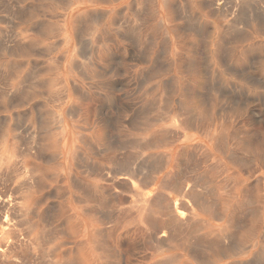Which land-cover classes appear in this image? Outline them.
I'll use <instances>...</instances> for the list:
<instances>
[{"label":"rangeland","instance_id":"1","mask_svg":"<svg viewBox=\"0 0 264 264\" xmlns=\"http://www.w3.org/2000/svg\"><path fill=\"white\" fill-rule=\"evenodd\" d=\"M212 1L150 0L152 3L150 5L149 0H21L22 3L20 0H0V51H3L0 52V79L7 82L0 80V83H5L0 84L2 88L0 90V193L2 192L0 196V251L3 252H0V264H5L7 260L6 264H16V261H18L17 264H21L19 261L22 264L53 263L49 261H55L56 264H128L129 259L132 261L129 264H264V0H250L254 1L250 4L249 0ZM136 5L137 8H135ZM205 5L206 8H204ZM140 6L144 9L146 7V13L140 9ZM136 10L138 12L140 10L142 15ZM67 16H69L68 21H66ZM94 16L99 21L95 20ZM93 19L94 22H92ZM125 22L127 25L123 24ZM188 29L191 31H187ZM128 32L132 34L133 39ZM144 42L146 44H143ZM80 45H83V48ZM107 47H110L111 51L113 48L111 55H108ZM8 49L11 50L9 53ZM132 57H134L133 60ZM185 65L190 68L186 69ZM150 71H154V74ZM2 75L4 76L1 77ZM137 75L143 78L139 79ZM161 107H164L166 111ZM158 108L167 117L165 115L163 117ZM137 109H140L143 114ZM184 111L187 113L185 114ZM188 111L192 112L188 113ZM177 114L184 116L182 119L185 123L189 118L188 124L181 123L183 122L180 118L182 116ZM189 114L196 118L192 119L191 115L190 118ZM147 116L149 119H155L156 122L150 119L149 123ZM158 116L161 117L160 120L157 119ZM130 117L134 119L131 120ZM179 118L178 123L175 120ZM146 122L151 124V127ZM173 122L178 125L174 126ZM179 125H181L180 128ZM132 126L135 129L139 127L141 131L138 129L136 131ZM174 129L180 132L178 141L168 137V141H164V146L162 142L157 144L155 149L154 146L152 147L153 139L164 134L161 131L172 133ZM170 130L172 132H169ZM184 137H186L185 142ZM188 137H190L189 141ZM140 139H144V142L146 140L148 147H145L146 143L143 145ZM131 140H134L135 144ZM122 142H125L124 147H121ZM136 145L143 149L140 150V147L135 149ZM196 146L199 151L195 149ZM94 148L100 150L99 153ZM119 153L122 155L120 156ZM149 154L150 157L152 155L154 157L152 156L151 159ZM165 155L170 163L166 169L161 171L158 183H165L169 176L182 179L183 186L190 191H196L201 197L202 206L204 202L205 204L203 209L199 201L194 202V207H200L194 210L195 220L192 221V223L196 222L192 224L193 228L195 226L194 229L189 228L188 230L187 228L179 231L177 245L160 248L153 243L154 240L150 237L149 230L137 231L141 224L137 211L140 207L139 202H141L139 197L126 193L127 191L121 189L120 186L113 185L112 188L114 187L115 190H112L110 185L100 180L98 171L113 170L115 169L112 166L114 160L128 158L129 162L132 161L135 166L137 165L135 167L130 162L133 168L140 170L142 167L141 170L149 174L156 170V160H163ZM192 155L197 156L193 158ZM140 158L143 160L141 161ZM242 162H245L243 163L245 165L241 164ZM249 163L253 166L250 164L248 168ZM197 164L198 166L194 167ZM13 172L17 173L13 174ZM202 176L205 182H202ZM206 182L209 184L207 185ZM106 186L107 189H105ZM195 186L196 189H194ZM141 189H144L143 186ZM100 190L105 192L106 199L97 192ZM208 190L211 192L207 193ZM168 194H171V191H168ZM107 196H111L112 199ZM172 196V200L181 197L175 193ZM74 199L76 202L73 201ZM134 200L137 201V205ZM18 203L23 204L20 205L23 206L20 211L16 210ZM119 205L127 208L124 209ZM114 206H117V209ZM133 210H135L134 215ZM6 211L10 219L14 218L13 221L6 216ZM13 211L16 214H12ZM118 211L121 213L119 214ZM208 211H210L209 214ZM18 212L22 215L20 216ZM98 213H104V215ZM15 215L20 218L14 217ZM117 216H121L118 217L122 218L121 222L118 218L115 219ZM124 217L128 219L125 220ZM108 218L110 220L113 218L114 221ZM26 221L30 223L26 224ZM8 224L11 225L6 226ZM14 224L18 225L17 227L20 226L19 229ZM196 225L199 228H196ZM27 228H29V233L27 230L23 231ZM52 229L54 230L51 231ZM145 233L150 236L147 235V237ZM182 233L184 236L190 235L185 237V240L183 236H179ZM197 233L200 235L197 236ZM106 237V240L103 239ZM183 238L186 242L182 240ZM221 238L226 239L222 241ZM101 239L105 242L102 243ZM26 240L27 243H24ZM50 240L53 243H50ZM16 242H19L20 246ZM151 242L153 245L150 244ZM35 243L36 247H34ZM43 247L46 253L41 250ZM96 247L97 251H95ZM163 248H165L164 251ZM40 250L45 255L40 253ZM37 254L42 255V258ZM25 255L29 260L23 259Z\"/></svg>","mask_w":264,"mask_h":264},{"label":"bare ground","instance_id":"2","mask_svg":"<svg viewBox=\"0 0 264 264\" xmlns=\"http://www.w3.org/2000/svg\"><path fill=\"white\" fill-rule=\"evenodd\" d=\"M50 1V0H49ZM64 1H66V0H64ZM210 1V0H209ZM212 1V0H211ZM214 1H216V0H214ZM252 1V0H251ZM250 0H249V4H250V2H251ZM10 2V1H9ZM20 2H21V0H20ZM53 2V1H52ZM149 2H150V0H149ZM200 2V1H199ZM213 2V1H212ZM254 2V1H253ZM253 2H251V3H253ZM13 3V2H12ZM22 3V2H21ZM61 3V2H60ZM65 3V2H64ZM145 3V2H144ZM147 3V2H146ZM179 3V2H178ZM177 3V4H178ZM216 3V2H215ZM246 3H247V1H246ZM9 4V3H8ZM143 4V3H142ZM152 3L150 2V5H151ZM212 4V3H211ZM260 4V3H259ZM144 5V4H143ZM142 5V6H143ZM146 5V4H145ZM144 5V6H145ZM208 5V4H207ZM221 5H223V4H221ZM13 6V5H12ZM17 6H18V4H17ZM65 6V5H64ZM147 6V5H146ZM211 6V5H210ZM216 6V5H215ZM218 6H219V4H218ZM10 7V6H9ZM8 7V9H10ZM16 7V6H15ZM19 7V6H18ZM38 7V6H37ZM65 7H67V6H65ZM173 7V6H172ZM179 7V6H178ZM220 7V6H219ZM218 7V8H219ZM254 7V6H253ZM252 7V8H253ZM14 8V7H13ZM31 7H29V9H30ZM35 8V7H34ZM44 8V7H43ZM135 8H137V5H136V7ZM162 8V7H161ZM204 8H206V5L204 6ZM210 8V7H209ZM224 8V7H223ZM18 9V8H17ZM36 9V8H35ZM40 9V8H39ZM38 9V10H39ZM53 9V8H52ZM61 9V8H60ZM134 9V8H133ZM140 9H143V11H144V13H146L145 12V9H146V7H145V9H144V7L143 8H141V6H140ZM214 9H216V8H214ZM2 10V9H1ZM5 10V9H4ZM12 10V9H11ZM20 10V9H19ZM177 10H179V9H177ZM176 10V11H177ZM258 10V9H257ZM3 11V10H2ZM1 11V12H2ZM6 11V10H5ZM16 11V10H15ZM25 11V10H24ZM125 11V10H124ZM134 11H135V9L132 11L133 13H134ZM218 11V10H217ZM220 11V10H219ZM131 12V13H132ZM136 12H138V10H136ZM140 12V13H139ZM139 14H141V11L139 10ZM223 12V11H222ZM25 13H26V11H25ZM152 13H153V11H152ZM155 13H156V11H155ZM182 13V12H181ZM217 13V12H216ZM254 13V12H253ZM256 13V12H255ZM254 13V14H255ZM137 14V13H136ZM176 14V13H175ZM223 14V13H222ZM122 15V14H121ZM142 15V14H141ZM140 15V16H141ZM152 15V14H151ZM177 15V14H176ZM183 15V14H182ZM70 16V15H69ZM69 16H67L66 17V21H68V18H69ZM99 16H100V14H99ZM227 16V15H226ZM49 17V16H48ZM53 17H56V16H53ZM63 17V16H62ZM98 17V16H97ZM102 18H103V15L101 16ZM121 17V16H120ZM134 17V16H133ZM136 17V16H135ZM139 17V16H138ZM178 17H180V16H178ZM222 17V16H221ZM233 17V16H232ZM52 18V17H51ZM94 18H95V16H94ZM98 18H100V17H98ZM137 18V17H136ZM154 18V17H153ZM177 18V17H176ZM225 18V17H224ZM236 18V17H235ZM48 19V18H47ZM97 18H95V20H96ZM101 19V18H100ZM120 19V18H119ZM118 19V20H119ZM232 19V18H231ZM91 20V19H90ZM98 21H99V19H97ZM122 20V19H121ZM177 20H178V18H177ZM225 20H227V19H225ZM236 20V19H235ZM88 21V20H87ZM128 21V20H127ZM131 22H132V20H130ZM158 21V20H157ZM180 21V20H179ZM233 21H234V19H233ZM91 22V21H90ZM92 22H94V19H93V21ZM96 22V21H95ZM129 22V21H128ZM131 22H130V24H131ZM138 22H140V21H138ZM137 22V23H138ZM145 21H143V23H144ZM151 22V21H150ZM136 23V24H137ZM65 24L66 25H69L68 24V22H65ZM93 24V23H92ZM95 24V23H94ZM123 24H126V22L125 23H123ZM122 24V25H123ZM129 24V25H130ZM138 24H140V23H138ZM160 24V23H159ZM158 24V25H159ZM253 24V23H252ZM258 24V23H257ZM127 25V24H126ZM132 25V24H131ZM133 25H134V23H133ZM254 25V24H253ZM256 25V24H255ZM262 25V24H261ZM66 27H68V26H66ZM83 27V26H82ZM81 27V28H82ZM92 28V27H91ZM106 28V27H105ZM160 28V27H159ZM67 29V28H66ZM85 29V28H84ZM87 29V28H86ZM89 29V28H88ZM93 29V28H92ZM155 29V28H154ZM157 29H158V27H157ZM179 29V28H178ZM83 30V29H82ZM90 30V29H89ZM104 30H106V29H104ZM133 30V29H132ZM159 30H161V28L159 29ZM194 29H192V31H193ZM86 31V30H85ZM111 31H112V29H111ZM129 31V30H128ZM156 31V30H155ZM187 31H191L190 29H188ZM55 32V31H54ZM78 32H79V30H78ZM133 32H136V31H133ZM166 32V31H165ZM195 32V31H194ZM84 33V30H83V32H82V34ZM106 33V32H105ZM104 33V34H105ZM128 33H130V32H128ZM137 33V32H136ZM135 33V34H136ZM140 33V32H139ZM139 33H137V34H139ZM3 34V33H2ZM81 33L79 32V35H80ZM107 34H108V32H107ZM131 34V33H130ZM136 34V35H137ZM163 34H164V32H163ZM167 34V33H166ZM78 35V34H77ZM106 35V34H105ZM126 35V34H125ZM85 36H86V34H85ZM90 36H91V33H90ZM107 36V35H106ZM135 36V35H134ZM138 36H140V35H138ZM166 36H168V35H166ZM178 36V35H177ZM197 36V35H196ZM1 37V36H0ZM100 37V36H99ZM127 37H128V34H127ZM136 37V36H135ZM149 37V36H148ZM157 37V36H156ZM187 37V36H186ZM225 37V36H224ZM223 37V38H224ZM242 37V36H241ZM240 37V38H241ZM108 38V37H107ZM119 38V37H118ZM131 38H132V34H131ZM134 38V37H133ZM132 38V39H133ZM137 38V37H136ZM135 38V39H136ZM146 38V37H145ZM177 38V37H176ZM221 38V37H220ZM239 38V37H238ZM245 37H243V39H244ZM247 38V37H246ZM83 39V38H82ZM104 39V38H103ZM131 39V40H132ZM143 39V38H142ZM158 39V38H157ZM227 39V38H226ZM249 39V38H248ZM84 40V39H83ZM109 40H111V39H109ZM126 40H128V39H126ZM130 40V41H131ZM196 40V39H195ZM225 40V39H224ZM241 40V39H240ZM79 41V40H78ZM90 41V40H89ZM89 41H87V43H89ZM107 42H108V40H106ZM136 41V40H135ZM143 41V40H142ZM145 41V40H144ZM236 41V40H235ZM238 41V40H237ZM18 43H19V41H17ZM16 42V43H17ZM22 42V41H21ZM83 42H85V41H83ZM110 42V41H109ZM115 42V41H114ZM114 42H112V43H114ZM117 42V41H116ZM200 42V41H199ZM240 42V41H239ZM79 43V42H78ZM86 43V44H87ZM99 43V42H98ZM111 43V42H110ZM197 43V42H196ZM225 43H227V42H225ZM224 43V44H225ZM85 44V45H86ZM99 44H101V43H99ZM115 44V43H114ZM119 44V43H118ZM132 44V43H131ZM139 44V43H138ZM142 44V43H141ZM143 44H146L145 42L143 43ZM166 44V43H165ZM200 44H201V42H200ZM223 44V45H224ZM24 44H22V46H23ZM33 45V44H32ZM36 45V44H35ZM78 45V44H77ZM89 45V44H88ZM167 45H168V43H167ZM192 45V44H191ZM190 45V46H191ZM217 45V44H216ZM241 45V44H240ZM256 45V44H255ZM53 46V45H52ZM81 46V45H80ZM83 46V45H82ZM81 46V47H82ZM129 46V45H128ZM132 46V45H131ZM141 46V45H140ZM170 46V45H169ZM25 47H26V44H25ZM30 47H31V45H30ZM33 47H34V45H33ZM86 47H88V46H86ZM147 47V46H146ZM216 47V46H215ZM224 47V46H223ZM6 48V47H5ZM83 48V47H82ZM81 48V50H83ZM84 48H85V46H84ZM95 48V47H94ZM108 49H106V51H107V53H108V55H111V52H113V48H112V51H111V48L110 47H107ZM130 48V47H129ZM200 48V47H199ZM4 48H2V50H3ZM11 49V48H10ZM10 49H8V53H9V50ZM20 49H22V48H20ZM19 49V50H20ZM50 49V48H49ZM78 49V48H77ZM86 49V48H85ZM104 49H105V47H104ZM133 49H135V48H133ZM139 49V48H138ZM143 49V48H142ZM168 49V48H167ZM221 49V48H220ZM232 49V48H231ZM250 49V48H249ZM18 50V49H17ZM80 50V51H81ZM170 50V49H169ZM224 50H226V48L224 49ZM235 50V49H234ZM11 51V50H10ZM52 51V50H51ZM148 51V50H147ZM256 51V50H255ZM0 52H3V51H0ZM82 52V51H81ZM139 52V51H138ZM144 52V54H145V51H143ZM223 52V51H222ZM222 52H220L221 54H222ZM228 52V51H227ZM14 53H15V51H14ZM78 53H79V51H78ZM232 53V52H231ZM77 54V53H76ZM132 54V53H131ZM134 54V53H133ZM143 54V53H142ZM224 54L226 55V53L224 52ZM229 54V53H228ZM233 54V53H232ZM85 55V54H84ZM137 55V54H136ZM138 55H139V53H138ZM183 55V54H182ZM200 55V54H199ZM225 55H223V56H225ZM239 55V54H238ZM86 56V55H85ZM127 56V55H126ZM132 56V55H131ZM144 56V55H143ZM227 56V55H226ZM88 57V56H87ZM221 57V56H220ZM81 58H84V57H81ZM80 58V59H81ZM130 58V57H129ZM133 58L134 57H132L131 59L133 60ZM137 58V57H136ZM176 58V57H175ZM219 58V57H218ZM85 59V58H84ZM88 59V58H87ZM54 60V59H53ZM86 60V59H85ZM143 60H144V58H143ZM142 60V62H144ZM191 60V59H190ZM189 60V61H190ZM232 60V59H231ZM51 61H52V59H51ZM55 61H57V59L55 60ZM119 61V60H118ZM192 61V60H191ZM219 61V60H218ZM74 62V61H73ZM84 62V61H83ZM82 62V63H83ZM87 62V61H86ZM89 62V61H88ZM125 62V61H124ZM141 62V63H142ZM146 62V61H145ZM144 62V63H145ZM154 62H155V60H154ZM173 62V61H172ZM90 63V62H89ZM118 63V62H117ZM126 63H127V61H126ZM143 63V64H144ZM194 63V62H193ZM193 63H192V66H193ZM74 64H75V62H74ZM87 64V63H86ZM156 64V62L154 63V65ZM201 64V63H200ZM76 65V64H75ZM120 65V64H119ZM188 65H190V64H188ZM196 65V64H195ZM91 66H93L92 65V63H91ZM191 66V65H190ZM190 66L188 67V66H186L185 65V67H186V69H187V67L188 68H190ZM201 66H204V65H201ZM78 67V66H77ZM94 67V66H93ZM129 67V66H128ZM132 66H130L129 68H131ZM136 67H137V65H136ZM156 67H159V66H156ZM79 68V67H78ZM82 68V67H81ZM116 68V67H115ZM134 68V67H133ZM132 68V69H133ZM193 67H191V69H192ZM161 69H162V66H161ZM161 69H159V70H161ZM190 69V71H192ZM194 69V68H193ZM16 70V69H15ZM52 70V69H51ZM163 70H164V68H163ZM189 70V69H188ZM203 70H205V69H203ZM0 71H1V68H0ZM141 72V71H140ZM154 72V71H153ZM152 71H150V73L152 74L153 73ZM157 72V71H156ZM165 72V71H164ZM172 72V71H171ZM185 72V71H184ZM85 73V72H84ZM149 73V74H150ZM158 73V72H157ZM160 73V72H159ZM2 74V73H1ZM154 74V73H153ZM203 74H206V73H203ZM5 75V74H4ZM4 75H2L1 77H3ZM8 75V74H7ZM161 75V74H160ZM9 76V75H8ZM137 77H138V75H137ZM151 77V76H150ZM8 78V77H7ZM139 78V77H138ZM141 78H143L142 76H140V78L139 79H141ZM153 78V77H152ZM252 78V77H251ZM4 79V78H3ZM5 79H6V77H5ZM9 79V78H8ZM25 79V78H24ZM174 79V78H173ZM1 80V79H0ZM1 81H3V80H1ZM26 81V80H25ZM123 81V80H122ZM3 82H6V81H3ZM125 82H126V80H125ZM131 82H133V81H131ZM138 82V81H137ZM178 82V81H177ZM2 83V82H1ZM0 83V84H1ZM7 83V82H6ZM193 83V82H192ZM2 84H5V83H2ZM76 84V83H75ZM117 84V83H116ZM125 84V83H124ZM136 84V83H135ZM25 86V85H24ZM21 87V86H20ZM25 87H27V86H25ZM24 87V88H25ZM29 87H30V85H29ZM32 87H33V85H32ZM31 87V88H32ZM132 87H133V85H132ZM189 87V86H188ZM192 87V86H191ZM19 88V87H18ZM23 88V87H22ZM28 88V87H27ZM114 88V87H113ZM118 88V87H117ZM76 89V88H75ZM116 89V88H115ZM0 90H2V88H0ZM11 90V89H10ZM13 90V89H12ZM20 90V89H19ZM25 90V89H24ZM5 91V90H4ZM6 91H9V90H6ZM21 91V90H20ZM77 91V90H76ZM25 92H27L28 93V91H24V93ZM191 92V91H190ZM6 93V92H5ZM21 93V92H20ZM2 94H3V91H2ZM30 94V93H29ZM28 94V95H29ZM177 94V93H176ZM5 95V94H4ZM77 96H78V94H76ZM175 95V94H174ZM197 95V94H196ZM19 96H20V94H19ZM116 96V95H115ZM124 96V95H123ZM21 97V96H20ZM1 98V97H0ZM52 98H54V97H52ZM56 98V97H55ZM105 98V97H104ZM130 98V97H129ZM189 98V97H188ZM197 98V97H196ZM114 99H115V97H114ZM16 100H18V98L16 99ZM191 100V99H190ZM14 102V101H13ZM20 102V101H19ZM171 102V101H170ZM204 102H205V100H204ZM16 103H17V101H16ZM207 103V102H206ZM118 104H120L119 103V101H118ZM170 104V103H169ZM209 104V103H208ZM100 106H101V104H99ZM135 105V104H134ZM133 105V106H134ZM136 105H138V104H136ZM135 105V106H136ZM149 105V104H148ZM205 105V104H204ZM203 105V106H204ZM128 106V105H127ZM126 106V107H127ZM132 106V107H133ZM144 106V105H143ZM150 106V105H149ZM151 107H153V106H151ZM155 107V106H154ZM181 107H183V105L181 106ZM129 108V107H128ZM140 108H141V106H140ZM148 108V107H147ZM162 108V107H161ZM207 108V107H206ZM98 109V108H97ZM127 109V108H126ZM151 109V108H150ZM152 109H154V108H152ZM163 110L165 109L164 107L162 108ZM167 110H168V106H167V108H166ZM184 109V108H183ZM182 109V110H183ZM201 109V108H200ZM254 109H255V107H254ZM75 110V109H74ZM128 110V109H127ZM132 110V109H131ZM137 110H139L140 111V109H137ZM142 110H143V108H142ZM144 110H145V108H144ZM149 109H147V111H148ZM161 110V109H160ZM160 110H159V108H158V111L160 112ZM179 110V109H178ZM189 110V109H188ZM242 110V109H241ZM126 111V110H125ZM129 111H130V109H129ZM162 111V110H161ZM164 111H166V110H164ZM257 111V110H256ZM137 112V111H136ZM136 112H135V114H136ZM149 112V114L151 115V113H150V111H148ZM154 112V111H153ZM185 112V111H184ZM191 113L192 111H188V113ZM253 112V111H252ZM139 112H137V114H138ZM140 113L141 114H143L142 113V111H140ZM139 113V114H140ZM146 113V110H145V112H144V114ZM161 114H162V112H160ZM187 113V111L185 112V114ZM148 113H147V115H149ZM154 114V113H153ZM171 114V113H170ZM202 114V113H201ZM250 114H252L251 113V111H250ZM114 115H116V114H114ZM149 115V116H150ZM156 115V114H155ZM154 115V116H155ZM157 115H160V114H157ZM163 115V117H164V115H165V117H167V115L166 114H162ZM169 115V114H168ZM178 115V114H177ZM191 114H189V116H190ZM74 116V115H73ZM85 116H86V114H85ZM152 116V115H151ZM161 116V115H160ZM178 116H182V114L181 115H178ZM178 116H176V118L178 117ZM192 116V115H191ZM191 116H190V118H191ZM200 116V115H199ZM124 117V116H123ZM137 117V116H136ZM143 117H146V116H143ZM142 117V118H143ZM184 116H182V117H180L181 119L183 118ZM187 117V116H186ZM193 117H195V116H192V119H194ZM205 117V116H204ZM203 117V118H204ZM61 118V117H60ZM85 118V117H84ZM131 118V117H130ZM140 117H138V119H139ZM147 120L149 121L150 119H152V120H154L155 121V119H153V118H150L149 119V117L147 116ZM155 118H157V117H155ZM180 118L179 119H177V120H175L176 122H178V120H180ZM196 118V117H195ZM207 118V117H206ZM208 118H209V115H208ZM116 119V118H115ZM133 119H134V117H133ZM132 118H131V120H133ZM144 119H146V118H144ZM157 119H161V117H159L158 116V118ZM175 119V118H174ZM174 119H172V121H174ZM189 119V118H188ZM187 119V120H188ZM191 119V120H192ZM202 118H200V120H201ZM52 120V119H51ZM130 120V119H129ZM146 120V121H147ZM186 120V123L188 122ZM253 120H255V119H253ZM113 121V120H112ZM138 121V120H137ZM142 121V120H141ZM141 121H139V122H141ZM151 121V120H150ZM150 121H149V123H150ZM168 121V120H167ZM174 121V122H175ZM182 121H183V119H182ZM206 121V120H205ZM259 121V120H258ZM54 122V121H53ZM109 122V121H108ZM115 122V121H114ZM156 122V121H155ZM160 122V121H159ZM163 122V121H162ZM173 122V123H174ZM181 122V121H180ZM191 122H193V121H191ZM262 122V121H261ZM61 123V122H60ZM126 123V122H125ZM143 123H144V121H143ZM146 123H148V122H146ZM148 123V124H149ZM179 123V122H178ZM181 123H185L184 121L183 122H181ZM185 123V124H186ZM207 123V122H206ZM227 123V122H226ZM229 123V122H228ZM124 124V123H123ZM130 124V123H129ZM128 124V125H129ZM156 124V123H155ZM154 124V125H155ZM172 124V123H171ZM184 124V125H185ZM188 124V123H187ZM186 124V125H187ZM191 124V123H190ZM57 125V124H56ZM116 125V124H115ZM125 125V124H124ZM132 125V124H131ZM141 125V124H140ZM150 125V127H151V124H149ZM174 126H177L178 124H176V123H174L173 124ZM173 125H172V127H173ZM182 125V124H181ZM181 125H179L178 127L180 128L181 127ZM238 125V124H237ZM111 126H112V124H111ZM134 126V125H133ZM132 126V127H133ZM136 126V125H135ZM145 126V125H144ZM153 126V125H152ZM131 126H129V128H130ZM138 127V126H137ZM136 127V128H137ZM141 127V126H140ZM146 127V126H145ZM189 127V126H188ZM187 127V128H188ZM203 127V126H202ZM134 128V127H133ZM132 128V129H133ZM139 128V127H138ZM137 128V129H138ZM144 128V127H143ZM149 128V127H148ZM170 127H168V129H169ZM176 128V127H175ZM185 128H186V126H185ZM125 129H126V127H125ZM135 129V128H134ZM137 129H135L136 131H137ZM164 129V128H163ZM167 129V128H166ZM189 129V128H188ZM49 130V129H48ZM59 130V129H58ZM111 130H113V129H111ZM127 130V129H126ZM138 130H140V129H138ZM175 131L174 132H172L171 130L169 131V132H172V133H165V131H161V132H164V134L162 133L159 137L157 136V138H154L153 139V141H152V143L151 142H149V143H151V145H152V147L154 146V149L156 148L155 146L157 145V144H161L162 142V146H164V141L166 142V141H168V137H172L173 139L175 138V140L176 141H178L177 139L179 138V136H180V132H177L176 131V129H174ZM182 130H183V128H182ZM47 131V130H46ZM141 131V130H140ZM139 131V132H140ZM143 131V130H142ZM167 131V130H166ZM184 131H186V130H184ZM183 131V132H184ZM63 132V131H62ZM113 132V131H112ZM125 132V131H124ZM144 132V131H143ZM188 132V131H187ZM59 133V132H58ZM129 133V132H128ZM160 133V132H159ZM178 133H179V136H178ZM202 133V132H201ZM204 133V132H203ZM62 134H64V133H62ZM169 134V135H168ZM224 134V133H223ZM111 135V134H110ZM115 135H116V133H115ZM114 135V136H115ZM133 135H136V134H133ZM158 135V134H157ZM215 135V134H214ZM139 136V135H138ZM155 136V135H154ZM183 135L181 134V137H182ZM205 136H206V134H205ZM210 136V135H209ZM225 136V135H224ZM223 136V137H224ZM82 137V136H81ZM110 137V136H109ZM119 137V136H118ZM142 137V136H141ZM152 137V136H151ZM180 137V138H181ZM192 137V136H191ZM47 138V137H46ZM116 138H117V136H116ZM126 138H127V136H126ZM125 138V139H126ZM153 138V137H152ZM185 138V140H183L184 142L186 141V137H184ZM193 138V137H192ZM118 139V138H117ZM116 139V140H117ZM189 139H190V137H188V141H189ZM212 139V138H211ZM48 140V139H47ZM121 140V139H120ZM127 140H128V138H127ZM181 140V139H180ZM221 140V139H220ZM61 141V140H60ZM80 141H83V140H80ZM131 141H133L134 142V140H131ZM140 141H142V143H143V145H144V143H146V140H145V142H144V139L142 140V139H140ZM173 142H174V140H172ZM175 141V142H176ZM219 141V140H218ZM41 142H42V139H41ZM126 142H128V141H126ZM136 142H137V140H136ZM138 142H139V140H138ZM40 143V142H39ZM82 143V142H81ZM87 143V142H86ZM114 143V142H113ZM123 143V142H122ZM125 143V142H124ZM124 143L123 144H121V147L124 145ZM140 143V142H139ZM215 143V142H214ZM134 144H135V142H134ZM147 144L148 143H146V146L145 147H148L147 146ZM172 144V143H171ZM174 144V143H173ZM140 145V144H139ZM138 145V146H139ZM199 145V144H198ZM219 145V144H218ZM220 145H221V143H220ZM224 145V144H223ZM116 146V145H115ZM115 146H114V148H115ZM129 146V145H128ZM127 146V147H128ZM132 146V145H131ZM141 146V145H140ZM139 146V147H140ZM167 146V145H166ZM222 146V145H221ZM225 146V145H224ZM88 147H89V144H88ZM124 147V146H123ZM136 147H137V145H136ZM139 147H137V148H135V149H138ZM160 147V146H159ZM78 148V147H77ZM96 148V147H95ZM95 148H94V150H95ZM118 148V147H117ZM141 149L140 150H142L143 149V147H140ZM151 148V147H150ZM200 148H202L201 146H200ZM219 148L220 149H222L220 146H219ZM218 148V149H219ZM28 149V148H27ZM132 149V148H131ZM146 149V148H145ZM196 150H198V148H197V146H196V148H195ZM219 149V150H220ZM224 149H226V147L224 148ZM19 150H22V149H19ZM25 150V149H24ZM23 150V151H24ZM43 150V149H42ZM97 150V149H96ZM95 150V151H96ZM120 150H121V148H120ZM148 150V149H147ZM223 150V149H222ZM23 151H20V152H23ZM26 151V150H25ZM28 151V150H27ZM26 151V152H27ZM98 151H100V150H97V152ZM199 151V150H198ZM218 151V150H217ZM221 151V150H220ZM19 152V151H18ZM75 152V151H74ZM120 152V151H119ZM123 152V151H122ZM121 152V153H122ZM126 152V151H125ZM125 152L123 153L124 155H125ZM133 152V151H132ZM135 152V151H134ZM144 152V151H143ZM184 152V151H183ZM221 152H223V151H221ZM237 152V151H236ZM240 152V151H239ZM242 152H243V150H242ZM17 153V152H16ZM79 153V152H78ZM99 153V152H98ZM194 153V152H193ZM231 153V152H230ZM246 153V152H245ZM244 153V154H245ZM19 154H21V153H19ZM26 154V153H25ZM27 154H29V153H27ZM95 154V153H94ZM126 154H128L127 152H126ZM130 154V153H129ZM135 154V153H134ZM140 154H143V153H140ZM144 154H145V152H144ZM143 154V155H144ZM191 154V153H190ZM237 154V153H236ZM235 154V155H236ZM249 154V153H248ZM247 154V155H248ZM16 155H18V154H16ZM23 155H24V153H23ZM96 155V154H95ZM119 155H120V153H119ZM122 155V154H121ZM120 155V156H121ZM131 155H132V153H131ZM180 155V154H179ZM250 155V154H249ZM263 155V154H262ZM84 156V155H83ZM100 156V155H99ZM117 156V155H116ZM128 156V155H127ZM130 156V155H129ZM138 156V155H137ZM153 156V155H152ZM151 156V157H152ZM187 156V155H186ZM193 156V158H195L194 156H197V155H192ZM250 156H252V155H250ZM14 157V156H13ZM17 157V156H16ZM15 157V158H16ZM75 157H77L76 155H75ZM117 157H119V156H117ZM116 157V158H117ZM135 157H136V154H135ZM146 157H147V155H146ZM145 157V158H146ZM149 157H150V154H149ZM150 157V158H151ZM154 157V156H153ZM152 157V158H153ZM239 157H241V156H239ZM249 157V156H248ZM6 158V157H5ZM4 158V159H5ZM15 158H13V160H15ZM89 158V157H88ZM127 158V157H126ZM142 158V157H141ZM140 158V159H141ZM151 158V159H152ZM231 158V157H230ZM247 158V157H246ZM124 159V158H123ZM128 159V158H127ZM119 160V161H117V160H114L113 161V167H115V169H113V170H109V171H107V170H103V169H101L100 170V168H98L100 171H98V174H100L98 177L100 178V180L102 181V182H104L105 184H107V185H110V187L112 188V186L113 185H116V186H120L121 187V189L123 188L124 189V191H127L126 193H131V194H134L136 197H139L138 199L141 201V202H139L140 203V207H138V215L140 216V226H139V229L137 230L138 232H139V230H140V232L142 231L143 232V230H149L150 232H149V234H151V236L149 235V234H146V236L147 235H149L150 237H152L153 238V240H154V242L153 243H155V244H157V246H159L160 248L161 247H163V246H167L168 247V245H175L176 244V242H178L177 241V239H179L178 237H177V233H179V231H181V230H183V229H187L188 228V230H189V228L191 229H194L195 228V226H194V228H193V223L195 222H193L192 223V221L193 220H195V213H194V210L195 209H197L198 207H194L195 205V203H198V201H199V205L200 206H202V202L200 203V196H199V194H197L196 193V191H194V190H191L190 191V189H188L187 187H185V186H183V183L184 182H181V180H179V178H174V177H171V176H169V178H168V180L165 182V183H163V184H159L158 182L160 181V174H161V171L162 170H164V169H166L169 165H168V163H170V161H169V158L165 155V157H164V159L163 160H159L158 158V160H156V162H155V166H156V170H154V171H151L149 174H147V173H144V171L143 170H141L142 169V167L140 168V170L139 169H135V168H133L132 167V165H131V163H132V161H128V160ZM130 159V158H129ZM244 159H245V157H244ZM264 159V158H263ZM131 160V159H130ZM139 160V159H138ZM143 159H141V161H142ZM195 160V159H194ZM87 161V160H86ZM136 161H137V159H136ZM145 161V160H144ZM149 161V160H148ZM152 161H155V160H152ZM244 161V160H243ZM246 161V160H245ZM261 161H262V159H261ZM13 162V161H12ZM82 162V161H81ZM194 162V161H193ZM237 162H239V160L237 161ZM241 162V161H240ZM14 163V162H13ZM93 163V162H92ZM138 163H140V160H139V162ZM151 163V162H150ZM181 163V162H180ZM186 163V162H185ZM192 163V162H191ZM233 163V162H232ZM243 163H245V162H242L241 164H243ZM81 164H83V163H81ZM88 164V163H87ZM133 164V166H135V164L134 163H132ZM142 164V163H141ZM145 164V163H144ZM148 164V163H147ZM152 164V163H151ZM182 164V163H181ZM188 164V163H187ZM250 164H252V163H249V165L247 166L248 168H249V166H250ZM15 166H16V164H14ZM84 165V164H83ZM109 165V164H108ZM152 165H154V164H152ZM243 165H245V164H243ZM247 165V164H246ZM6 166V165H5ZM10 166H12V165H10ZM112 166H110V167H112ZM137 166V165H136ZM135 166V167H136ZM187 166V165H186ZM191 166V165H190ZM193 166V165H192ZM198 166V164L196 165V166H194V167H197ZM252 166H253V164H252ZM82 167V166H81ZM85 167V166H84ZM84 167H83V169H84ZM98 167V166H97ZM143 167H145L144 165H143ZM183 167H185L184 165H183ZM214 167V166H213ZM245 168H247L246 166H244ZM3 168V167H2ZM1 168V169H2ZM8 168H9V166H8ZM72 168V167H71ZM150 168H152V167H150ZM187 168V167H186ZM190 168V167H189ZM199 168V167H198ZM210 168V167H209ZM14 169H15V167H14ZM93 169H94V167H93ZM147 169V168H146ZM184 169V168H183ZM193 169V168H192ZM3 170H5V169H3ZM188 170V169H187ZM197 170V169H196ZM1 171V170H0ZM9 171V170H8ZM15 171H17L16 169H15ZM3 172V171H2ZM18 172V171H17ZM17 172H13V174L14 173H17ZM89 172V171H88ZM87 172V173H88ZM96 172V171H95ZM4 173V172H3ZM3 173H2V176H4L3 175ZM84 173V172H83ZM86 173V174H87ZM180 173H182V171L180 172ZM191 173H193V171H191ZM5 174V173H4ZM69 174H70V172H69ZM85 174V173H84ZM89 174V173H88ZM87 174V175H88ZM92 174H95V173H92ZM188 174H189V172H188ZM188 174H187V176H188ZM16 175H18V174H16ZM193 175V174H192ZM202 175H204V174H202ZM206 175V174H205ZM7 176V175H6ZM10 176H12V175H10ZM14 176V175H13ZM69 176V175H68ZM90 176H92V175H90ZM185 177H186V175H184ZM199 176V175H198ZM70 177V176H69ZM94 177V176H93ZM181 177V176H180ZM203 177V176H202ZM17 178V177H16ZM187 178V177H186ZM185 178V179H186ZM195 178H197L196 176H195ZM194 178V179H195ZM14 179V178H13ZM13 179H10V180H12L13 181ZM76 179V178H75ZM75 179H73L74 181H75ZM203 179H205L204 177L202 178V182H205V181H203ZM233 179V178H232ZM1 180V179H0ZM3 180V179H2ZM38 180V179H37ZM40 180V179H39ZM72 180V179H71ZM163 180H165V179H163ZM188 180H190V179H188ZM196 180V179H195ZM198 180H199V178H198ZM61 181V180H60ZM74 181H72V182H74ZM100 181V182H101ZM121 181H122V183H121ZM192 181V180H191ZM207 181H209V179H207ZM2 182V181H1ZM42 182V181H41ZM189 182V181H188ZM195 182V181H194ZM226 182V181H225ZM190 183V182H189ZM196 183H198L197 182V180H196ZM199 183H200V180H199ZM207 183V182H206ZM39 184V183H38ZM42 184V183H41ZM74 184V183H73ZM80 184V183H79ZM83 184H84V182H83ZM140 184H141V186H143V188L144 189H141L140 190V188H141V186H140ZM159 184V185H158ZM203 184V183H202ZM205 184V183H204ZM209 183H207V185H208ZM1 185V184H0ZM40 185V184H39ZM38 185V186H39ZM157 185V186H156ZM206 185V184H205ZM81 186V185H80ZM95 186V185H94ZM156 186V187H155ZM198 186V185H197ZM225 186H226V184H225ZM31 187H33V186H31ZM31 187H29V188H31ZM35 187V186H34ZM40 187V186H39ZM79 187V186H78ZM82 187V186H81ZM81 187H79V188H81ZM86 187V186H85ZM149 187H151V190H149ZM153 187H155V188H153ZM190 187V186H189ZM201 187V186H200ZM37 188V187H36ZM98 188H100V187H98ZM192 188V187H191ZM206 188V187H205ZM33 189V188H32ZM81 189H84V188H81ZM90 189V188H89ZM102 189V188H101ZM105 189H107V186H106V188ZM115 190V188L113 187L112 188V190ZM119 189V188H118ZM194 189H196V186H195V188ZM198 189V188H197ZM204 189V188H203ZM0 190H1V186H0ZM78 190V189H77ZM86 190H88V189H86ZM91 190V189H90ZM104 190V189H103ZM109 190V189H108ZM145 190V192H143ZM212 190V189H211ZM82 191V190H81ZM168 191H171V194H168ZM209 191L210 190H208V192L207 193H209ZM213 191H214V189H213ZM212 191V192H213ZM3 192H4V190H3ZM93 192V191H92ZM103 198H105L106 199V197H105V192H103V191H97ZM107 192V191H106ZM197 192H199L198 190H197ZM204 192V191H203ZM202 192V193H203ZM211 192V191H210ZM2 193V192H1ZM1 193H0V196H1ZM5 193V192H4ZM3 193V194H4ZM174 193L175 194H178V196L180 195L181 197H180V199H182V200H180V199H176V200H172L173 199V196L172 195H174ZM207 193H203V194H207ZM223 193V192H222ZM221 193V194H222ZM91 194V193H90ZM107 194H108V192H107ZM121 194H122V192H121ZM214 194V193H213ZM6 195V194H5ZM4 195V196H5ZM92 195V194H91ZM96 195V194H95ZM116 195V194H115ZM134 195H130V196H134ZM3 196V195H2ZM7 196V195H6ZM94 196V195H93ZM92 196V197H93ZM112 196V195H111ZM110 196V197H111ZM126 196H128V195H126ZM202 196V195H201ZM214 196V195H213ZM9 197H11V198H13L12 196H9ZM87 197V196H86ZM90 197V196H89ZM97 196H95V198H96ZM100 197V196H99ZM109 196H107V198H108ZM109 197V198H110ZM113 197V196H112ZM112 197H111V199H112ZM205 197V196H204ZM212 196H210V198H211ZM4 199H5V197H3ZM75 198V197H74ZM88 198V197H87ZM118 198V197H117ZM128 198V197H127ZM215 198V197H214ZM105 199H103V201H105ZM122 199H124V198H122ZM204 199H207V198H204ZM2 200V199H1ZM7 200V199H6ZM76 200H77V198H76ZM79 200V199H78ZM97 200V199H96ZM95 200V201H96ZM99 200V199H98ZM101 200V199H100ZM129 200V199H128ZM136 200V199H135ZM134 200V201H135ZM73 201H75V199L73 200ZM87 202H88V200H86ZM86 201H84V202H86ZM107 201V200H106ZM76 202V201H75ZM108 202V201H107ZM107 202L106 203H104V205L106 206L107 205ZM117 202V201H116ZM122 202V201H121ZM137 201H135V203H136ZM195 202V203H194ZM213 202V201H212ZM5 203V202H4ZM101 203V202H100ZM118 203V202H117ZM134 203V204H135ZM210 203V202H209ZM248 203V202H247ZM250 203H252V202H250ZM19 204V203H18ZM17 204V205H18ZM79 204V203H78ZM93 204H94V202H93ZM98 204H99V202H98ZM97 204V205H98ZM101 204H103V203H101ZM108 204H110L109 202H108ZM122 204V203H121ZM125 204H127V203H125ZM204 204H205V202H204ZM204 204H203V206H202V208L204 207ZM210 204H212V203H210ZM5 205V204H4ZM20 205H23V204H19V206ZM86 205H87V203H86ZM115 205V204H114ZM130 205H133V204H130ZM136 205H137V203H136ZM245 205V204H244ZM18 206V207H19ZM85 206V205H84ZM92 206V205H91ZM119 206H121V205H119ZM138 206H139V204H138ZM248 206H250L249 204H248ZM4 207V206H3ZM17 207V208H18ZM21 207L23 208V206H20V208L19 209H17L16 207V210L17 211H20V209H21ZM108 207V206H107ZM110 207V206H109ZM115 207V206H114ZM117 207V206H116ZM115 207V208H116ZM121 207H123V206H121ZM128 207H130V206H128ZM133 207H135L134 205H133ZM208 207V206H207ZM8 208H9V206H8ZM14 208V209H15ZM96 208V207H95ZM106 208V207H105ZM118 208H120V207H118ZM124 209H126L125 207H123ZM200 208V207H199ZM10 209V208H9ZM8 209V210H9ZM84 209V208H83ZM88 209V208H87ZM117 209V208H116ZM129 209V208H128ZM133 209V208H132ZM131 209V210H132ZM136 209V208H135ZM204 209V208H203ZM206 209V208H205ZM229 209V208H228ZM27 210V209H26ZM56 210V209H55ZM130 210V209H129ZM198 210V209H197ZM207 210V209H206ZM210 210V209H209ZM82 211V210H81ZM87 211H89V210H87ZM93 211H94V209H93ZM98 211H101V210H98ZM102 211H104V210H102ZM110 211H111V209H110ZM120 211V210H119ZM118 211V212H119ZM124 211V210H123ZM134 211L135 210H133L132 212V214L134 215ZM199 211H201V209H199ZM205 211V210H204ZM213 211V210H212ZM211 211V212H212ZM217 211V210H216ZM232 211V210H231ZM235 211V210H234ZM243 211V210H242ZM2 212V211H1ZM11 212V211H10ZM29 212V211H28ZM53 212V211H52ZM51 212V213H52ZM125 212V211H124ZM129 212V211H128ZM6 213H7V211H6ZM86 213V212H85ZM94 213V212H93ZM116 213V212H115ZM114 213V214H115ZM121 212H119V214H120ZM210 213V211H208V214ZM213 213V212H212ZM212 213H211V215H212ZM12 214H16V213H14V211H13V213ZM18 214H19V212H18ZM21 214V213H20ZM19 214V215H20ZM27 214H29V213H27ZM26 214V215H27ZM99 214V213H98ZM101 215L103 214L104 215V213H100ZM99 214V215H100ZM194 214V215H193ZM10 215H11V213H10ZM22 215V214H21ZM20 215V216H21ZM85 215H87V214H85ZM92 215V214H91ZM102 215V216H103ZM124 215V214H123ZM213 215H215V214H213ZM7 217H8V213H7V215H6ZM17 215H15L14 217H16ZM20 216H18L19 218H20ZM96 216V215H95ZM94 216V217H95ZM116 216V215H115ZM125 217H126V215H124ZM11 217V216H10ZM18 217H16V218H18ZM105 217V216H104ZM107 217H108V215H107ZM111 217V216H110ZM113 217V216H112ZM118 217H121V216H117L115 219H117ZM125 217H124V219H125ZM9 218V217H8ZM18 218V219H19ZM98 218H99V216H98ZM106 218V217H105ZM10 219V218H9ZM9 219H7V220H9ZM12 219H14V218H11L10 219V221L12 220ZM17 219V220H18ZM96 219V218H95ZM100 219V218H99ZM109 219V218H108ZM113 219V218H112ZM111 219V220H112ZM119 219V218H118ZM126 219H128V218H126ZM125 219V220H126ZM137 219V218H136ZM135 219V220H136ZM220 219V218H219ZM218 219V220H219ZM230 219V218H229ZM232 219V218H231ZM242 219V218H241ZM240 219V220H241ZM256 219V218H255ZM5 220V219H4ZM103 220V219H102ZM110 220V219H109ZM108 220V221H109ZM110 220V221H111ZM122 221V218H120L119 219V221ZM210 220V219H209ZM3 221V220H2ZM1 221V222H2ZM6 221V220H5ZM9 221V222H10ZM13 221V220H12ZM97 221V220H96ZM107 221V220H106ZM112 221H114V220H112ZM120 221V222H121ZM239 221V220H238ZM237 221V222H238ZM242 221V220H241ZM240 221V222H241ZM4 222V221H3ZM7 222V221H6ZM5 222V223H6ZM29 222V221H28ZM99 222V221H98ZM104 222V221H103ZM117 222V221H116ZM12 223V222H11ZM20 223H22L21 221H20ZM30 223V222H29ZM29 223H27V221H26V224H29ZM86 223V222H85ZM107 223V222H106ZM112 223V222H111ZM200 223H201V221H200ZM209 223V222H208ZM208 223H206V224H208ZM214 223V222H213ZM229 223V222H228ZM243 223V222H242ZM18 224V223H17ZM25 224V225H26ZM48 224H50V223H48ZM101 224V223H100ZM108 224H109V222H108ZM114 224V223H113ZM113 224H111V225H113ZM116 224V223H115ZM129 224V223H128ZM135 224H138V223H135ZM195 224H196V222H195ZM238 224V223H237ZM9 225H11V224H8V225H6V226H9ZM13 225V224H12ZM15 225V224H14ZM18 225H20V224H18ZM17 225V226H18ZM51 225V224H50ZM102 225V224H101ZM123 225V224H122ZM200 225H202V223L200 224ZM209 225V224H208ZM16 226V225H15ZM16 226V228H18L19 229V227H17ZM47 226V225H46ZM125 226H126V224H125ZM135 226V225H134ZM204 226V225H203ZM239 226V225H238ZM3 227V226H2ZM107 227V226H106ZM112 227H114V226H112ZM133 227V226H132ZM199 228V226H197L196 225V228ZM244 227V226H243ZM4 228H7V227H5L4 226ZM34 228V227H33ZM47 228V227H46ZM134 228V227H133ZM200 228H203V227H201L200 226ZM207 228V227H206ZM217 228V227H216ZM234 228V227H233ZM236 228V227H235ZM11 229V227H9V230ZM12 229H13V226H12ZM11 229V230H12ZM28 229L29 228H27V229H25V230H23V231H28ZM30 229H32V228H30ZM47 229H49V227L47 228ZM204 229V228H203ZM241 229V228H240ZM6 230V229H5ZM10 230V231H11ZM15 229H13V231H14ZM50 230V229H49ZM54 229H52L51 231H53ZM117 230H118V228H117ZM119 230H120V228H119ZM236 230H238V229H236ZM7 231V230H6ZM10 231H8V233L10 232ZM32 231H33V229H32ZM51 231H50V233H51ZM191 231V230H190ZM198 231V230H197ZM213 231V230H212ZM224 231H226V230H224ZM45 232H46V230H45ZM57 232H58V230H57ZM99 232H101V231H99ZM110 232V231H109ZM113 232V231H112ZM128 232V231H127ZM136 232V231H135ZM146 232V231H145ZM199 232H201V231H199ZM12 233V232H11ZM28 233H29V231H28ZM54 233V232H53ZM102 233H104V231L102 232ZM137 233V232H136ZM135 233V234H136ZM188 233H189V231H188ZM231 233V232H230ZM10 234V233H9ZM8 234V235H9ZM17 234V233H16ZM27 234V233H26ZM140 234V233H139ZM192 234V233H191ZM194 234V233H193ZM226 234V233H225ZM45 235H46V233H45ZM49 235H51V234H49ZM59 235H60V233H59ZM66 235V234H65ZM105 235H106V233H105ZM113 235H115V234H113ZM190 235V234H189ZM188 235V236H189ZM196 235V234H195ZM198 235H200V234H198L197 233V236ZM227 235V234H226ZM225 235V236H226ZM231 235V234H230ZM10 237H11V234L9 235ZM13 236V235H12ZM107 236V235H106ZM122 236H124V235H122ZM179 236H183L184 238L185 237H188V236H184V233H182V235H179ZM193 236V235H192ZM206 236V235H205ZM24 237V236H23ZM27 237V236H26ZM45 237V236H44ZM47 237H48V235H47ZM104 237V236H103ZM148 237V236H147ZM146 237V238H147ZM149 237V239H151ZM196 237V236H195ZM218 237V236H217ZM223 237H224V235H223ZM12 238V237H11ZM15 238H17V237H15ZM14 238V240H16ZM20 238H22V237H20ZM28 238V237H27ZM39 238V237H38ZM55 238V237H54ZM114 238V237H113ZM136 238V237H135ZM184 238L182 239L184 242H186L185 240H186V238H185V240H184ZM197 238H199V237H197ZM200 238H201V236H200ZM219 239H220V237H218ZM230 238V237H229ZM4 239V238H3ZM13 239V238H12ZM48 239V238H47ZM53 239V238H52ZM103 239H107V237L106 238H103ZM137 239V238H136ZM136 239H135V241H136ZM139 239V238H138ZM143 239V238H142ZM191 239V238H190ZM202 239V238H201ZM208 239H209V237H208ZM212 239H213V237H212ZM216 239V238H215ZM219 239H217L218 241H219ZM222 239V238H221ZM224 239H226V238H224ZM224 239H222V241L224 240ZM40 240V239H39ZM42 241H43V239H41ZM109 240V239H108ZM189 240V239H188ZM228 240H230V239H228ZM235 240V239H234ZM2 241V240H1ZM4 241V240H3ZM6 241V240H5ZM17 241V240H16ZM34 241V240H33ZM49 241V240H48ZM51 241V240H50ZM99 241V240H98ZM101 241H102V243H104L103 242V240L101 239ZM146 241V240H145ZM148 241V240H147ZM150 241V240H149ZM218 241H216V242H218ZM225 241H227V240H225ZM233 241V240H232ZM8 242V241H7ZM20 243H21V241H19ZM19 242H16V243H19ZM22 242H23V239H22ZM31 242V244H32V241H30ZM100 242V241H99ZM115 242V241H114ZM180 242V241H179ZM191 242H192V240H191ZM204 242H206V241H204ZM20 243H19V246H20ZM24 243H27V240L24 242ZM34 243V242H33ZM41 243H43V242H41ZM50 243H53L52 241L50 242ZM50 243H48V244H50ZM153 243L151 242L150 244H152L153 245ZM188 243V242H187ZM229 243V242H228ZM1 244H2V242H1ZM22 244V243H21ZM36 244V243H35ZM63 244H65V243H63ZM68 244V243H67ZM96 244V243H95ZM140 244V243H139ZM183 244V243H182ZM190 244V243H189ZM195 244V243H194ZM197 244V243H196ZM205 244H207V243H205ZM205 244H204V246H205ZM210 244V243H209ZM3 245V244H2ZM5 246H6V244H4ZM12 245V244H11ZM26 245V244H25ZM28 245V244H27ZM34 245V244H33ZM62 245V244H61ZM78 245V244H77ZM144 245V244H143ZM177 245V244H176ZM208 245V244H207ZM223 245V244H222ZM225 245V244H224ZM234 245V244H233ZM37 246V244L34 246V247H36ZM42 246V245H41ZM51 246V245H50ZM101 246V245H100ZM149 246V245H148ZM180 246V245H179ZM182 246V245H181ZM187 246H189V247H191V245H188L187 244ZM193 246V245H192ZM219 246V245H218ZM4 247V246H3ZM8 247V246H7ZM28 247H29V245H28ZM31 247V246H30ZM46 247V246H45ZM144 247H145V245H144ZM211 247H212V245H211ZM211 247H209V248H211ZM220 247H221V245H220ZM219 247V248H220ZM225 247V246H224ZM234 247V246H233ZM39 248V247H38ZM125 248V247H124ZM138 248V247H137ZM136 248V249H137ZM147 248V247H146ZM179 248V247H178ZM182 248V247H181ZM206 248V247H205ZM208 248V247H207ZM221 248H223V247H221ZM220 248V249H221ZM235 248V247H234ZM31 249H32V247H31ZM41 249V248H40ZM141 249V248H140ZM157 249V248H156ZM164 249L165 248H163V251H164ZM194 249V248H193ZM218 249V248H217ZM219 249V250H220ZM1 250V249H0ZM3 250V249H2ZM14 250V249H13ZM33 250V249H32ZM38 250V249H37ZM41 250H45L44 249V247L41 249ZM41 250L39 251L40 253H42L41 252ZM51 250V249H50ZM55 250V249H54ZM98 250V248L96 247V250L95 251H97ZM146 250H148V248L146 249ZM145 250V251H146ZM154 250H155V248H154ZM161 250V249H160ZM159 250V251H160ZM186 250V249H185ZM210 250V249H209ZM222 250V249H221ZM226 250V249H225ZM4 251V250H3ZM7 251V250H6ZM23 251V250H22ZM22 251H21V254H22ZM34 251V250H33ZM137 251V250H136ZM149 251V250H148ZM162 251V250H161ZM202 251V250H201ZM232 251V250H231ZM260 251V250H259ZM1 252V251H0ZM38 252V253H39ZM45 252V251H44ZM50 252V251H49ZM127 252H128V249H127ZM140 252H143V251H140ZM153 252V251H152ZM155 252V251H154ZM157 252V251H156ZM155 252V253H156ZM167 252V251H166ZM225 252V251H224ZM1 253H3V252H1ZM20 253V252H19ZM32 253H34V252H32ZM46 253V252H45ZM51 253V252H50ZM110 253V252H109ZM158 253V252H157ZM161 253V252H160ZM197 253H199V252H197ZM203 253H204V251H203ZM17 254V253H16ZM43 254V253H42ZM128 254V253H127ZM159 254V253H158ZM201 254V253H200ZM220 254V253H219ZM234 254V253H233ZM6 255V254H5ZM20 255V254H19ZM38 255V254H37ZM43 255H45V254H43ZM50 255H52V254H50ZM111 255V254H110ZM110 255H109V257H110ZM140 255V254H139ZM204 255H205V253H204ZM256 255V254H255ZM12 256V255H11ZM16 256V255H15ZM21 256V255H20ZM39 256V255H38ZM53 256V255H52ZM103 256V255H102ZM114 256V255H113ZM151 256H152V254H151ZM190 256V255H189ZM192 256V255H191ZM193 256H195L194 254H193ZM202 256V255H201ZM244 256V255H243ZM264 256V255H263ZM7 256H5V258H6ZM25 257H26V255H25ZM23 258V259H27V257L26 258ZM39 257H41L42 258V255L41 256H39ZM39 257H37V259L39 258ZM150 257V256H149ZM175 257V256H174ZM173 257V258H174ZM203 257V256H202ZM4 258V259H5ZM15 258V257H14ZM17 258H19L20 259V257H18V255H17ZM142 258V257H141ZM140 258V259H141ZM176 258V257H175ZM198 258V257H197ZM16 259V258H15ZM14 259V261H16ZM33 259V258H32ZM63 259H65V258H63ZM102 259V258H101ZM143 259H144V257H143ZM147 259V258H146ZM199 259V258H198ZM256 259V258H255ZM27 260H29V259H27ZM27 260H25V261H27ZM158 260V259H157ZM253 260V259H252ZM251 260V261H252ZM261 260V259H260ZM6 261V260H5ZM8 261V260H7ZM7 261H6V263H7ZM10 261V260H9ZM49 261V260H48ZM65 261V260H64ZM63 261V262H64ZM74 261V260H73ZM116 261V260H115ZM167 261H168V257H167ZM171 261V260H170ZM173 261V260H172ZM171 261V262H172ZM254 261V260H253ZM257 261V260H256ZM2 262V261H1ZM12 262V261H11ZM17 262L18 261H16V264H17ZM49 262H53L54 264H56V262L55 261H49ZM68 262V261H67ZM132 261L129 259V261H128V264L129 263H131ZM174 262V261H173ZM258 263L260 262L259 260L257 261ZM263 262V261H262ZM4 263V262H3ZM5 263V264H6ZM15 263V262H14ZM19 263H21L22 264V262H20L19 261ZM52 263V264H53ZM62 263V262H61ZM66 263V262H65ZM69 263H71V262H69ZM74 263V262H73ZM176 263V262H175ZM251 263V262H250ZM261 263V262H260ZM13 264V263H12ZM27 264V263H26ZM63 264V263H62ZM68 264V263H67ZM72 264V263H71ZM75 264V263H74ZM116 264V263H115ZM152 264H156V263H152ZM261 264H263V263H261Z\"/></svg>","mask_w":264,"mask_h":264}]
</instances>
